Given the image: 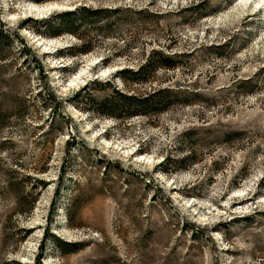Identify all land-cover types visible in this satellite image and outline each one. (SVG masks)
Returning <instances> with one entry per match:
<instances>
[{"label": "rangeland", "instance_id": "rangeland-1", "mask_svg": "<svg viewBox=\"0 0 264 264\" xmlns=\"http://www.w3.org/2000/svg\"><path fill=\"white\" fill-rule=\"evenodd\" d=\"M241 1L0 0V20L64 101L56 117L34 71L12 81L30 98L22 116H0V264H264V0ZM30 3L124 9L110 37L81 28L95 47L79 53L73 35L33 31ZM152 49L180 63L123 79ZM19 61L0 59V104ZM114 87L180 95L158 114L116 119L96 105ZM79 90L85 108L72 102Z\"/></svg>", "mask_w": 264, "mask_h": 264}, {"label": "trees", "instance_id": "trees-1", "mask_svg": "<svg viewBox=\"0 0 264 264\" xmlns=\"http://www.w3.org/2000/svg\"><path fill=\"white\" fill-rule=\"evenodd\" d=\"M33 1L43 2L46 0ZM123 9L122 7L112 8L79 5L73 10L55 12L45 18H32L31 22L35 24L33 31L41 36L55 37L62 34L73 35L78 39V42L70 46V48L75 49L79 53H87L95 47V44L80 33L81 28L96 25V29L100 32L99 35L101 37H110L112 36L111 30L114 24L119 23L116 15ZM100 22L103 23L99 25ZM17 28L13 29L0 20V59L9 61L15 52L20 56L18 66L8 65L7 67H10L12 72L5 79V82L4 80L1 81L7 91L4 93L5 101L3 103L5 104H0V116L13 115L20 117L26 112L30 97L25 99L21 96H14L13 92L18 88L12 85V81L16 77H23L22 70L27 69L28 72L34 71L40 78V87L37 94L41 97L45 106L48 107L52 115L64 118V101L58 99L55 89L51 86L40 55L26 42L19 32L20 30ZM176 57H178L176 53L170 54L162 50L152 49L136 69L121 70L120 74L123 76V79L142 82L147 79V74H151L160 68L171 69L178 66L180 62ZM125 74H128L127 78ZM113 90L117 93L116 96L99 99L96 105H99L103 110L109 111L108 114L114 116L116 119H125L140 114L147 116L158 114L159 111L167 108L172 102L177 101L180 95L178 92L173 91L174 89L168 87L155 89L145 95L126 94L119 91V89H115V87ZM82 91L79 90L75 94L72 102L77 107L85 108L86 105L91 103L92 99H90L88 92L84 91L82 93ZM191 95L194 94L191 93ZM166 161L170 162V159L166 158ZM172 162L175 163L173 160ZM263 186L260 184L259 189Z\"/></svg>", "mask_w": 264, "mask_h": 264}, {"label": "bare ground", "instance_id": "bare-ground-1", "mask_svg": "<svg viewBox=\"0 0 264 264\" xmlns=\"http://www.w3.org/2000/svg\"><path fill=\"white\" fill-rule=\"evenodd\" d=\"M248 1L249 0H242L241 2H240V5L242 6V8L244 7L245 8V6H246V4H248ZM28 8L27 9H29V11L31 12V13H34V15L36 14V15H40L41 13L43 14V13H46L49 9H51V7H54L52 4H46V5H34V4H27L26 5ZM25 6V7H26ZM64 6V5H63ZM83 69V68H82ZM80 71V70H79ZM81 73L82 72H78V73H76L75 75H73L71 78H70V80H69V82L70 83H73V82H79L80 80H81V78H83L82 77V75H81ZM87 76V75H86ZM24 263H27V261H25Z\"/></svg>", "mask_w": 264, "mask_h": 264}, {"label": "water", "instance_id": "water-1", "mask_svg": "<svg viewBox=\"0 0 264 264\" xmlns=\"http://www.w3.org/2000/svg\"><path fill=\"white\" fill-rule=\"evenodd\" d=\"M80 5V3H78L77 4V6H79ZM77 6H71V8H69L68 6L66 7V6H60V7H58V6H54V7H51L52 9H50V10H48L46 13H44L43 15H39V16H33V15H30V12L28 13V14H26V15H28L27 17H30V18H33V19H40V18H45V17H47L48 15H50L51 13H52V11H54V10H57V11H59V10H73L75 7H77ZM84 6H86V5H84ZM24 12H22V14H23ZM25 16V14L23 15V17ZM33 40V42H34V44H39V43H42V42H44V41H42V40H38V39H41L39 36H36V35H34V36H32L31 37ZM97 77V76H96Z\"/></svg>", "mask_w": 264, "mask_h": 264}]
</instances>
